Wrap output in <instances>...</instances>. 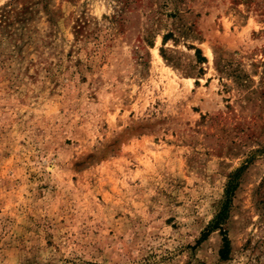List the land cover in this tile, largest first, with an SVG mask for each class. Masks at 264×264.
I'll list each match as a JSON object with an SVG mask.
<instances>
[{
  "label": "rangeland",
  "instance_id": "obj_1",
  "mask_svg": "<svg viewBox=\"0 0 264 264\" xmlns=\"http://www.w3.org/2000/svg\"><path fill=\"white\" fill-rule=\"evenodd\" d=\"M0 264H264V0H0Z\"/></svg>",
  "mask_w": 264,
  "mask_h": 264
},
{
  "label": "trees",
  "instance_id": "obj_2",
  "mask_svg": "<svg viewBox=\"0 0 264 264\" xmlns=\"http://www.w3.org/2000/svg\"><path fill=\"white\" fill-rule=\"evenodd\" d=\"M238 186L239 185L236 182V177H233L229 180L226 189V200L223 204L222 210L215 216L214 220L209 224L208 228H206L202 232L201 238L198 241V243L200 244L206 241L212 232L220 231L223 237V245L220 250V258L223 261L228 260L231 253V246L228 233L223 226L225 225V222L228 219L230 208L233 203V198Z\"/></svg>",
  "mask_w": 264,
  "mask_h": 264
}]
</instances>
